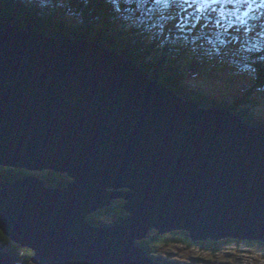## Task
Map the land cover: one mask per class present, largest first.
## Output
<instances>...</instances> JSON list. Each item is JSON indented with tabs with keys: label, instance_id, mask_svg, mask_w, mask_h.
<instances>
[{
	"label": "water",
	"instance_id": "1",
	"mask_svg": "<svg viewBox=\"0 0 264 264\" xmlns=\"http://www.w3.org/2000/svg\"><path fill=\"white\" fill-rule=\"evenodd\" d=\"M0 231L32 264H162L138 244H264V129L185 100L103 42L0 21ZM123 202L118 224L89 217ZM0 264H15L0 250Z\"/></svg>",
	"mask_w": 264,
	"mask_h": 264
},
{
	"label": "trees",
	"instance_id": "2",
	"mask_svg": "<svg viewBox=\"0 0 264 264\" xmlns=\"http://www.w3.org/2000/svg\"><path fill=\"white\" fill-rule=\"evenodd\" d=\"M137 7L136 0H131L130 3H125L124 0H114V2L109 0H0V21L57 38L68 34L73 38L107 43L137 62L153 80L171 88L185 100L198 102L207 108L229 109L251 125L264 129V117L252 118L250 110L246 109L254 104L249 99L251 91L264 90V38L256 36V33L261 31L260 25L264 24L263 8L256 9L254 12L249 11V15L244 17L247 24L256 25L255 31L250 35L234 31L225 34L223 29L213 27L203 32L199 28L192 33L180 32L173 27L175 20L166 22L161 35L159 28L151 32L145 31L142 27L125 19L128 13L124 9L136 10ZM117 8H120V11H117ZM246 10L241 9L242 12ZM178 11L177 3H172L164 14L175 16ZM159 14L157 12L156 16ZM200 14H211L213 18L217 15L211 13V10H205ZM236 35H239L240 43L221 45L220 41L231 40ZM193 37L198 39L193 42ZM257 40L261 41V50L257 51L253 48L249 51L248 49L252 48ZM231 70L250 75L253 87L244 96L235 98L232 103L211 99L195 89H190L187 85L189 73L222 76L230 74ZM26 175L28 172L25 170L0 167V185ZM43 180L52 188L64 187L70 182L67 176L48 171ZM126 216L123 202L117 200L110 207L91 215L89 221L92 225H108L102 222L104 218H107L113 224H118ZM231 241L192 243L185 232H174L168 235L152 232L147 239L138 244L146 250L148 255L154 257L153 254L159 247L170 244L199 248L215 254L220 251L222 244ZM235 243L240 244V241ZM246 243L251 246L257 244L264 246L259 242L247 241ZM0 250L10 254L15 264H32L34 253L14 244L1 231ZM155 259L161 262L160 258ZM163 264L178 263L165 261Z\"/></svg>",
	"mask_w": 264,
	"mask_h": 264
},
{
	"label": "rangeland",
	"instance_id": "3",
	"mask_svg": "<svg viewBox=\"0 0 264 264\" xmlns=\"http://www.w3.org/2000/svg\"><path fill=\"white\" fill-rule=\"evenodd\" d=\"M193 10L190 9L189 11ZM204 12L205 10H202L201 13ZM262 14L264 16V11H262ZM187 85L190 89H195L211 99L226 103H232L235 98L244 96L249 89L253 88L250 75L235 70H231L230 74L222 76L189 73ZM251 93L249 99L254 104L251 108L246 109L250 110L252 118L260 119L264 117V90H252ZM28 175L43 179L46 177L47 172H28ZM102 222L113 224L107 218H104ZM153 255L154 258H160V263L162 264L165 261H172L178 264H264V246L258 244L251 246L246 242H240L239 244L235 243V241L222 244L220 251L215 254L202 251L199 248L170 244L159 247Z\"/></svg>",
	"mask_w": 264,
	"mask_h": 264
},
{
	"label": "snow or ice",
	"instance_id": "4",
	"mask_svg": "<svg viewBox=\"0 0 264 264\" xmlns=\"http://www.w3.org/2000/svg\"><path fill=\"white\" fill-rule=\"evenodd\" d=\"M114 2V0H109ZM125 3H130L131 0H124ZM137 9L125 8L128 13L126 20L133 24L142 27L145 31L151 32L153 29L159 28L162 35L166 27V22L175 20L173 27L180 32L192 33L199 28L201 32L210 27L223 29L225 34L231 32L250 35L256 29V25L247 24L244 17L249 15V11L254 12L256 9L264 8V0H136ZM172 3H177L179 11L175 16L165 15V10H168ZM246 7V11H241ZM194 9L193 11H189ZM211 10V13H216L215 18L209 15H201L202 10ZM120 11V8L116 9ZM159 12V16L156 13ZM234 17V19H233ZM259 19V17H254ZM261 31L256 33L257 37L264 38V24L260 25ZM171 34V30H169ZM198 37H193V42ZM221 45L240 43L239 35L233 36L231 40L220 41ZM261 50V41L257 40L252 49Z\"/></svg>",
	"mask_w": 264,
	"mask_h": 264
}]
</instances>
